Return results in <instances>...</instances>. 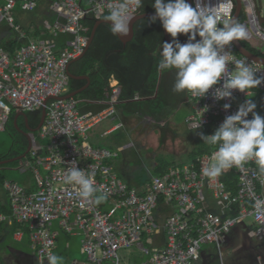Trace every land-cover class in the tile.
<instances>
[{
	"label": "built area",
	"instance_id": "built-area-1",
	"mask_svg": "<svg viewBox=\"0 0 264 264\" xmlns=\"http://www.w3.org/2000/svg\"><path fill=\"white\" fill-rule=\"evenodd\" d=\"M44 1L0 0V23L15 28L20 39L26 37L28 34L15 24L12 11L18 5L33 10ZM48 2L57 19L45 21L46 32L41 31L37 38L30 36L12 53L0 47V132L7 130L14 112L46 109L40 128L29 134L31 149L20 168L21 172H33L37 187L29 190L16 180L0 179L11 201V217L21 225L14 237L19 240L28 230L36 264H48L47 253H55L57 232L52 226L56 220L66 232L78 227L82 235L87 258L70 264H122L120 252L124 251L140 253L136 259L145 257L139 261L126 258L125 264H194L201 258L204 244H215L220 251L232 229L249 220L255 226V237L264 240V207H254L257 199H264V184L257 179L253 162L242 169L233 168L238 178L236 191L221 177L210 183L202 176L201 168L209 163L211 152L183 166L170 164L163 174L153 176L140 188L130 186L110 168L107 161L117 152L96 147L90 132L115 112L112 103L121 95L120 85H112L111 106L98 113L82 112L77 97L65 96L70 92V64L89 43L85 20L103 19L109 5L119 0ZM192 2L195 6V0ZM259 7L258 0H246L242 11H251L247 16L249 28L264 41V11ZM231 51L234 59L243 60L257 77L264 78V64L239 53L235 43ZM229 68L234 70V65ZM222 83L203 98L188 94L192 103L185 118L188 129L200 124L194 131L213 134L255 89L264 92L262 80L249 91V97L246 92L233 90L230 99L216 100L213 91ZM225 103L231 104L227 110ZM247 118L252 119V114ZM76 166L95 177L96 187L107 195L106 201L96 204L94 199L81 200L78 186L64 183ZM4 219L0 215V221Z\"/></svg>",
	"mask_w": 264,
	"mask_h": 264
},
{
	"label": "clouds",
	"instance_id": "clouds-1",
	"mask_svg": "<svg viewBox=\"0 0 264 264\" xmlns=\"http://www.w3.org/2000/svg\"><path fill=\"white\" fill-rule=\"evenodd\" d=\"M239 2L243 7L246 4V0H239ZM236 4L237 0H195V6L188 0H153L155 14L151 17V21L154 23L159 20L163 29L173 38L171 42L164 41L162 47L160 45L157 70L175 71V83L172 89L174 92H186L187 96L189 94L192 97L203 98L210 89H213V86L223 81L222 85L213 91L216 100L230 99L233 96V90L246 92L249 97V91L255 89L264 80L257 77L256 72L246 62L236 60L232 55L231 46L235 42L248 41L250 36L249 25L241 22L239 17L234 15ZM143 6L144 0H119V3L109 5L103 19L110 22L112 35L121 39L129 37L137 14L143 13L141 11ZM244 10L247 16L252 15L248 8ZM180 34L188 37L187 42L182 43L179 40ZM198 36L200 39H197ZM229 65H234V70H230ZM71 80L69 93L73 92ZM116 83L120 85L122 93V86L115 78L110 80L111 92L112 85ZM109 96L111 98V94ZM141 98L140 94L134 96L135 100ZM117 102L112 103L115 112L109 117L117 115ZM109 104L111 106L110 99ZM189 104L192 103L189 101ZM223 107L227 110L231 104L225 103ZM256 108V103L249 98L234 114L226 116L213 134L206 135L202 131H195L201 132L199 135L203 140L202 146L214 148V151L211 150L209 163L201 168L202 176L210 183L215 182L219 177L222 178L223 174L233 168L242 169L249 162H253L257 167V179L264 184V117L255 111ZM39 112L41 116L42 111ZM250 113L252 119L247 118ZM159 124L165 125L164 122ZM199 126L200 124L195 129ZM66 134L71 135L68 132ZM199 146L197 144V147ZM197 150L195 149V152ZM207 153L210 152L195 156L196 158L188 163L196 161L199 156ZM23 160L24 158L22 163ZM64 183L78 186V196L81 200L94 199L96 204L107 200V195L96 187L95 177L86 175L77 166L68 172ZM254 207L257 209L264 207V199H257ZM46 259L48 264H64V258L52 251L47 253Z\"/></svg>",
	"mask_w": 264,
	"mask_h": 264
},
{
	"label": "trees",
	"instance_id": "trees-1",
	"mask_svg": "<svg viewBox=\"0 0 264 264\" xmlns=\"http://www.w3.org/2000/svg\"><path fill=\"white\" fill-rule=\"evenodd\" d=\"M152 3L153 0H144V6L141 11L143 13L155 12ZM239 19L241 22H245L249 25L245 13H241ZM95 21L90 18L85 20L89 28V34H91ZM40 32L41 31L36 30L32 33L31 30L30 33L27 34L28 36L37 38ZM249 32V40L243 41V45L254 54L264 57V41L255 37L250 28ZM187 39L188 37L186 35H179V40L182 43L187 42ZM197 39H199V36ZM164 41L167 40L162 23L159 20L153 23L151 17L143 18L135 24V36L126 46L118 36L112 35L109 24L102 23L98 27L94 41L85 56L72 63L70 66V70L74 75H88L91 78V85L76 97H88L93 100H103V98L110 99V80L115 78L122 86L119 102L116 103L117 108L122 107L125 115L139 112L141 115L154 116L153 112H155L159 102H161V108L164 107V104H167V99L165 98L166 91L164 90L163 84L168 70H157L159 61L157 50L160 45L162 46ZM21 45L22 43L19 38L11 40L7 37V40H1L0 42V47H4L10 53L14 52ZM86 84L87 80L72 79L71 90L75 91L81 89ZM136 94H140L142 98L140 100H135L134 96ZM28 114L34 116V118L29 121L30 125L37 127L41 119L40 112H28ZM14 131L16 132L15 128ZM211 150L212 148L209 146L201 145L198 147V150L194 152L192 159L205 152H211ZM17 153L18 152L2 156L0 160L8 157L12 158ZM21 166L22 162L20 163L19 169ZM165 167L166 166L159 167L157 169V174H163L165 172ZM5 178L7 177H1L2 180ZM14 179L24 184L22 182L23 178L21 181L19 176ZM222 180L231 190L236 191L238 178L234 173V169L223 174ZM19 226L20 224L15 222L13 224L14 230ZM0 228H2V226H0Z\"/></svg>",
	"mask_w": 264,
	"mask_h": 264
},
{
	"label": "rangeland",
	"instance_id": "rangeland-1",
	"mask_svg": "<svg viewBox=\"0 0 264 264\" xmlns=\"http://www.w3.org/2000/svg\"><path fill=\"white\" fill-rule=\"evenodd\" d=\"M12 15L15 17V24L21 26L22 31H25L26 33H30L31 30L46 32L45 21H56L57 19V15L50 8L48 0H45L33 10H24L20 5H18L12 11ZM0 30L2 32L0 35V42L1 40H5L7 37L11 40L20 37V33L7 23H0ZM28 41L29 39L25 38L22 39L21 43H26ZM173 74L175 76V71H173ZM174 83L175 78L173 85ZM255 90L256 91L252 93L249 98L256 103V112L264 117V92L259 89ZM186 95V92H175L169 99V105L167 106L164 104L167 107L164 109L163 114L172 111V107H176V105L180 103L183 104L182 108L179 109L173 117L172 123L176 127L173 130L169 124L165 127H161L160 124V126H147L146 123L144 122V124L141 120L147 121L148 117L141 115L139 117V119H141L140 122H142L139 125L141 129L138 130L141 134H139L140 137L138 140L135 141L131 132H129L125 127L107 135L106 138L108 139V142L104 143V146H109L110 149L117 150V155L108 160L107 163L110 168L130 186L140 188L141 186L147 184L151 181L153 176L157 175V169L159 167H164L172 163L177 165L188 163L192 159L195 152L194 147L196 144L195 142H197L196 139L203 142L201 136L199 135L201 132L190 131L185 123L184 117L189 107V105L184 101V97L186 98ZM161 106V102H159L156 110L160 111ZM151 107L154 108L153 106ZM14 114L15 112L8 122V129L0 132V157L18 152L17 148L19 146H16L14 138V135L17 133L14 131V128L18 130L19 127L15 124ZM152 118L158 122L161 120V117H156V115L152 116ZM104 120L116 122L112 116H108L104 118L100 124H102ZM20 123L24 124L21 120ZM134 123L137 125V121ZM100 141L104 142L105 138L100 139ZM128 141H135V145H127ZM20 161L22 162V160H19V163L15 161L5 165H0V179L2 176H6L7 178H13L14 180V178H18L19 176L21 181L24 175L28 176L30 174L29 172L27 174L20 173ZM156 165H158V167ZM3 193L4 189L0 186V195ZM55 228L63 233L58 221L55 222ZM73 249L75 250L74 253L76 254L75 257L77 259L85 258V255L79 254V251L76 248ZM212 249H214V246L204 244L202 246V257L194 264H229V262H227L229 255L226 254V250H224V255L222 257L220 252L216 256L209 257L208 255L210 254L208 252ZM133 250L135 251L136 247H134ZM253 250V255H256V252L264 253V243L254 239ZM138 254L140 253L130 251L120 252L123 260L122 264L126 263V258L129 260L136 259V255Z\"/></svg>",
	"mask_w": 264,
	"mask_h": 264
},
{
	"label": "crops",
	"instance_id": "crops-1",
	"mask_svg": "<svg viewBox=\"0 0 264 264\" xmlns=\"http://www.w3.org/2000/svg\"><path fill=\"white\" fill-rule=\"evenodd\" d=\"M258 1L260 6L259 9L262 8L264 11V0H258ZM241 13L244 12L242 11ZM25 38L31 39L30 36L29 37L26 36L21 39L19 38V40L22 41V39ZM174 78L175 76L173 72L168 71L164 79L163 86H164V90L166 91L165 98L167 99V104H166L167 106L169 105L170 97L175 93L172 90ZM78 100H79V108L82 112L98 113L106 109L110 105L109 99L107 98H103V100L101 99L93 100L88 97L82 98L80 96L78 97ZM184 101L189 105L187 113L185 115L186 117L187 114L191 111V105L189 104L187 95L186 98L184 97ZM167 106L164 105V107L161 108L160 111H157L155 109V112H153L154 115H156V117L157 116L161 117V120L159 122L157 120L155 121V119L152 117H148L147 121L141 120L139 119V117L141 116L139 112H135L136 114L125 115L122 107H120L118 108L117 115L113 117L116 122L112 121L113 122L112 123L104 120L102 124L99 123L94 127V129L90 132L91 141L93 144L95 143L94 145L96 147H106L104 146V143L108 142V139L106 138L107 135L112 134L114 131L122 127L128 129V131L131 132L132 137H134L136 141L140 137L139 134H141V132H138V130L141 129V127H139L140 123H142L140 122V120L143 121V123L145 122L147 126H152V125L160 126L159 123L164 122L165 125L161 127H165L167 124H169L173 130L174 128H176L172 123L173 117L175 113L182 108L183 104L180 103L176 105V107H172L171 108L172 111L163 114L164 109ZM135 121H137V125L134 123ZM103 138H105V141L104 142L100 141V139ZM196 140L197 142H195L196 143L195 149H198L197 144L201 146L202 143L200 140L198 139ZM135 141L134 142L128 141L127 145H133V144L135 145ZM108 147L109 146H107L106 148ZM114 151L117 150L115 149ZM156 166L158 167V165ZM28 172L30 173L28 176L24 175L27 174ZM20 173H24L22 182L24 183L23 185L25 187H27L29 190H33L37 187L36 179L32 171L21 172L20 170ZM0 215L5 217L4 220L0 221V226H2V228H0V264H36L37 257H36V253L32 249L29 234L26 232L23 235V237L19 240L14 237L15 232L20 229L21 225L14 230L13 224L16 221H14L11 217L12 216L11 201L6 190H4V193L0 195ZM56 221H54L52 226V229L57 232L55 253L64 258V264H70L72 260H83V261L86 260L87 256L82 248V235L80 233L79 228L77 227L74 229L72 233H68L61 227L59 223V226L63 231V233H61L59 230L55 228ZM254 229L255 226L251 221H247L245 223L236 225L232 229V231L227 235L226 241L223 243L222 249L220 251L215 244H209L214 246V249L208 252L210 254L208 256L209 257L216 256L220 252V255L222 257L224 255V250H226V254L229 255L227 260L229 264H264V253L256 252V255H253L254 239L264 243V240L255 237L253 233ZM73 248H76L79 251V254L85 255V258L77 259L75 257L76 254L74 253L75 250ZM142 259H145V257H139L136 259V261Z\"/></svg>",
	"mask_w": 264,
	"mask_h": 264
},
{
	"label": "water",
	"instance_id": "water-1",
	"mask_svg": "<svg viewBox=\"0 0 264 264\" xmlns=\"http://www.w3.org/2000/svg\"><path fill=\"white\" fill-rule=\"evenodd\" d=\"M188 2L191 3V4L193 5L192 0H188ZM241 12H242V5L240 4L239 0H237V4H236V9H235L234 15H236V16L239 17L240 14H241ZM154 14H155V12H145V13H140L139 15H137L136 20H135V21L133 22V24H132L131 35H130L129 37L125 38V39H121V38H119V39L123 42V44H124L125 46H126L129 42H131V41L133 40L134 36H135V24H136L139 20H141V19H143V18L152 17ZM261 22L264 23V17H261ZM102 23H107V24L110 25V22H108V21H106V20H104V19H98V20H96V21H95V24H94V27H93V29H92V31H91V35H90V39H89L88 46L86 47L84 53H83L80 57H78L77 59L73 60L72 63L75 62V61H78V60L82 59V58L85 56L86 52L88 51L89 47L92 45V43H93V41H94V38H95V36H96V33H97V29H98V27H99ZM164 31H165V37H166V40H167L168 42H171L172 38H171L170 34L167 33L166 30H164ZM199 39H200V37H199ZM235 45H236L238 51H240V53H242V54H244V55L250 57L251 59H254L255 61H257V62H259V63L264 64V57L259 56V55H256V54H254L253 52H251L249 49H247V48L243 45L242 42H235ZM70 75H71V77H72L73 79L87 80V84H86L84 87H82L81 89H78V90H75V91L69 93V94L66 95L65 97H71V96L79 95V94L82 93L85 89H87V88L90 86V84H91V78H90L88 75H80V76H77V75H74L72 72H70ZM45 115H46V109L44 108V109H42V112H41V119H40L39 125H38L36 128H32L31 125H30V123H29L28 114H27L26 112H21V111H20V112H17V114H16V116H15V124L18 125V127H19V124H18V118H19L20 116H23V117L25 118V123H26V125L28 126L29 130L37 131V130L40 128V126L42 125V123H43V121H44V119H45ZM18 130H19V129H18ZM30 149H31V140H30V138H29V147H28V149L25 151L24 154L19 155V156H16V157L9 158V159H2V160H0V165H4V164L11 163V162H15V161L22 160V159L27 155V153L30 151Z\"/></svg>",
	"mask_w": 264,
	"mask_h": 264
},
{
	"label": "flooded vegetation",
	"instance_id": "flooded-vegetation-1",
	"mask_svg": "<svg viewBox=\"0 0 264 264\" xmlns=\"http://www.w3.org/2000/svg\"><path fill=\"white\" fill-rule=\"evenodd\" d=\"M28 118H29V121H30L31 119L34 118V116L28 114ZM20 120L23 121L24 124H21ZM18 122H19V130H16L17 134L14 135V138H15L16 146L17 147L19 146V147L17 148L18 153L16 155H14L13 157H16V156L24 154L25 151L29 147V141H28L29 138H28V136H29L31 130L29 131V128L26 125L25 118L23 116H20L18 118ZM31 127L34 128L33 126H31ZM17 142L20 143V144H18Z\"/></svg>",
	"mask_w": 264,
	"mask_h": 264
},
{
	"label": "bare ground",
	"instance_id": "bare-ground-1",
	"mask_svg": "<svg viewBox=\"0 0 264 264\" xmlns=\"http://www.w3.org/2000/svg\"><path fill=\"white\" fill-rule=\"evenodd\" d=\"M97 71V70H96ZM133 98V97H132ZM156 102V101H155ZM95 144V143H94Z\"/></svg>",
	"mask_w": 264,
	"mask_h": 264
}]
</instances>
